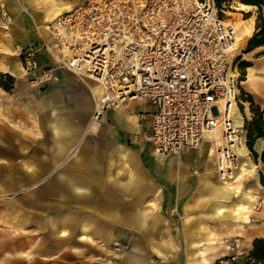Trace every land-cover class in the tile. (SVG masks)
I'll return each mask as SVG.
<instances>
[{
	"label": "rangeland",
	"instance_id": "rangeland-1",
	"mask_svg": "<svg viewBox=\"0 0 264 264\" xmlns=\"http://www.w3.org/2000/svg\"><path fill=\"white\" fill-rule=\"evenodd\" d=\"M32 1L35 3L36 10L40 12L41 18L36 20V22L32 21L33 28L31 30L21 31L16 29L17 26L15 24L18 21L15 20L13 14L4 4H0V264H117L124 252L129 250L143 252L146 250L148 243L152 251L160 254L158 245L159 243L167 244V240L142 238L141 225L132 224V229L129 226L123 227V225L119 224L105 223H101L100 234L84 233L86 236L83 239L92 245L98 244L104 250L101 256H96L87 261L78 258L77 254L82 248L76 245L66 244L62 247L51 245L55 255L52 259L32 255L31 253L23 252V250L22 252L15 251V246L28 248L29 245H34L35 242L36 246H50L49 235L42 219L48 215L66 211L76 212L77 210L76 207L56 204L55 196L51 195L53 192L44 190L45 182L54 177L52 174L40 175L25 186L19 182L15 184L13 180L14 168H17L18 172L35 168V160L24 158L26 156L25 153L28 154L29 150L36 149V136H42L44 133L42 130L43 126L46 131L45 138H51L53 128L57 123V118L54 117V114L59 105L52 107L53 116L49 117L50 111H48L49 105L46 98H41L37 101L33 95H27L26 93H39V91H43L52 85H59L61 83L60 75L63 73L73 83L86 86L91 95L92 92L94 93L92 95V112L83 120L79 119L78 135L80 138H113L115 129L112 121L103 120L107 111L103 113L99 120L92 119L96 99L95 92L100 90L95 88L94 84H88L83 77H79L69 70L56 68L54 70L57 75L56 79L43 83L41 86L32 85L29 75L23 67L21 68L20 60L15 53V46L28 45L34 42L35 44H50L48 26L47 36L42 33V29L58 14L73 7L77 2H72L66 6L61 4L62 0ZM220 7L224 10L222 13L224 18L232 23L237 28V31L238 29H244L245 31L244 39L237 43L236 49L230 54V72L233 73L234 80H236L234 88L236 99L232 107V115L234 118L238 117L239 123L242 125L240 136L245 139L242 138L245 141L246 156L251 161V165L253 163L256 165L255 169H251V166L246 167V169L250 168L251 170L247 174L241 189H249L250 195L255 199L256 204L248 217L249 219H246V223L242 227L232 226L227 222L219 223L218 218L211 217L212 215L208 217L203 213V211L210 210L211 203L218 198L209 196L206 199L205 196H202V192H199L200 190H194L195 187L199 189L198 184L201 180L199 174L193 173L195 171L194 167L200 163L201 157L194 152L161 156L163 159L172 158L178 163L173 169H170V171L174 172L173 183L175 184V190L172 191L170 189L172 193L180 195L181 204L185 203V206L177 209L175 215L178 221L174 223L175 228L173 226V229L177 234L175 246L185 254L187 260L189 259V264H201L200 259L202 257H205L209 264H220V260L225 259H231V264H242L248 258L253 240L255 238H264V147L260 151L254 148L257 138L264 137V44L247 50L248 40L256 29L259 12L257 6L245 5L241 0H221ZM39 59L42 65H55L51 54L46 49L42 50ZM14 62H17L20 66L19 75L9 72L6 68V65ZM248 66L256 68V76H253L248 83L244 84L243 80H246L249 73L247 70ZM44 107L48 113L47 119L43 123L42 120L38 119V112L40 108L43 109ZM112 108H108V111ZM91 122H97L98 124L96 127H88L85 130L86 125L91 124ZM257 128L261 130L262 135L255 137L254 130ZM29 133L32 134V141L29 138H19V135L25 136ZM214 133L220 134L219 132ZM250 138H254L251 146L248 145ZM206 147L207 144L204 145L201 153L208 151ZM152 156L153 160H157V163L160 161L154 154ZM48 162L51 163L50 160ZM108 165L114 168V172L108 177L110 182L125 180L131 185L145 184L147 182L152 185L158 181L164 183L151 175L146 181L140 171H137V161L135 165L123 166L117 160L112 159ZM51 166L54 167V164H48L49 170ZM200 170L202 171V168ZM251 178L254 179L252 180ZM167 187L169 188V186ZM204 193L209 192L206 191ZM241 194L242 190L240 193L235 192L232 196L223 198V201L224 203L232 204L240 199ZM150 199V202H144L140 206L144 215L143 218H146L147 215H155L154 212H160L156 197L153 196ZM135 204L132 206V214L129 212L130 221H133L132 215L135 213ZM14 205L16 206L14 207ZM13 210H16L17 214L31 215L32 219H34L32 226L29 224L27 226H14L10 217ZM254 212H256V225L253 221ZM197 216L208 220L207 226L211 228L207 230V233L211 234L200 243L198 241L201 238L198 236L202 231L199 229L197 222H191ZM72 217L76 221L74 223L78 224L77 218L75 219L73 215ZM22 220L26 222L28 218L22 217ZM186 220L190 221L187 222ZM66 228L69 229V226ZM254 228H256V237H253ZM220 229L226 232L223 234L217 231ZM35 236L39 237L36 241ZM165 246L166 249L171 250V245ZM2 248H5L4 252ZM238 251L242 252L238 253Z\"/></svg>",
	"mask_w": 264,
	"mask_h": 264
},
{
	"label": "built area",
	"instance_id": "built-area-1",
	"mask_svg": "<svg viewBox=\"0 0 264 264\" xmlns=\"http://www.w3.org/2000/svg\"><path fill=\"white\" fill-rule=\"evenodd\" d=\"M223 12L216 0H82L48 24L50 44L16 45L15 53L32 85L56 79V68L96 80L93 120L131 100L148 104L144 136L155 154L207 144L222 172L231 171L229 146L241 129L226 109L236 86L229 73L235 30ZM43 49L55 65L40 63ZM214 132L222 137L215 146Z\"/></svg>",
	"mask_w": 264,
	"mask_h": 264
},
{
	"label": "crops",
	"instance_id": "crops-1",
	"mask_svg": "<svg viewBox=\"0 0 264 264\" xmlns=\"http://www.w3.org/2000/svg\"><path fill=\"white\" fill-rule=\"evenodd\" d=\"M75 1L77 2L73 6L79 4L82 0H62L61 4L68 6V4ZM1 3L8 8L15 20L18 21L15 25L19 31L31 30L33 28L32 21L36 22V20L41 18V14L36 10L35 3L32 0H1ZM42 33L45 36L48 35L47 25L42 29ZM33 44L35 42L22 46L26 47ZM6 68L13 74H20V66L17 62L6 65ZM247 70L249 73L246 80H243L244 84L250 81L248 78L250 72L256 74V68L253 66H248ZM68 78L61 73V83L59 85H52L43 91H39V93H26L27 95H33L37 101L41 98H46L49 105L48 111L51 112H49V117L53 116L52 107L59 105L54 114V117L57 118V123L53 128L51 138H45L46 131L43 126L42 130L44 133L42 136H36V149L29 150L28 154L24 152L26 154L24 158L35 160V168L19 172L17 168H14L13 180L15 184L19 182L25 186L40 175L52 174L54 177L45 182L44 190L53 192L51 195L55 196L56 204L76 207L77 210L76 212L66 211L48 215L42 219L49 235L50 246H36L35 242L34 245L31 244L28 248L15 246V251L22 252L23 250V252H28L32 255L52 259L55 255L51 245L59 247L66 244L76 245L82 248L77 254L78 258L87 261L96 256H101L104 250L98 244L92 245L83 239L86 236L85 232H87L86 234L92 232L93 235L100 234L101 223L119 224L123 225V227H132V229V224H137L142 226V238L163 239L167 240V244L159 243L160 254L152 251L149 243L143 252H137L136 250L126 251L121 255L117 264H189V259L187 260L185 254L175 246L177 234L173 229V226L175 228L174 223L178 221L175 215L177 209L185 206V203L181 204L180 195L171 192V189L172 191L175 190V184L173 183L174 172L170 171V169H173L178 163L172 158L163 159L161 156L156 155L144 136V131L148 128L147 112L150 110V106L138 100H131L126 105H120L109 111L107 109L103 120H110L114 123L113 138H80L78 135L79 119L83 120L92 112V95L94 93L92 92L91 95L86 86L73 83ZM83 79L88 84H94V87L100 90L101 87L95 80L86 77H83ZM45 107L43 109L40 108L38 112V119L42 120L43 123L47 119L48 113ZM88 127L90 126L86 125L85 130ZM214 135L215 133H212L209 140L212 141V138H215ZM19 138L31 139L33 137L29 133L25 136L19 135ZM212 142L213 146L221 143H215L214 140ZM262 147H264V137H258L254 148L260 151ZM202 149H204V145L199 150H184L180 154L194 152L201 157L200 163L194 167L195 171L193 173L201 176L198 184L199 189L195 187L194 190H200L199 192H202V196L207 199L209 196H215V190L205 180L215 182L218 174L213 149L206 150V153H201ZM152 154L159 158L160 161L158 163L157 160H153ZM112 159L117 160L123 166L135 165L137 161V171H140L146 181L151 175L164 183L158 181L152 185H149L148 182L131 185L125 180L110 182L108 177L114 172V168L110 167L108 163ZM49 160L51 163L48 162ZM48 164H54V167L51 166L49 170ZM254 166L256 167L255 164ZM200 168H202V171ZM251 179L253 180L254 178ZM241 190L240 199L232 204L224 203L223 198L225 197L215 196L214 198L218 199L211 203V209L203 211V213L208 217L212 215L211 217L218 218L219 223L227 222L232 226L242 227L246 223V220L241 217L243 205L246 204L248 198L251 199L254 205L256 201L250 195L249 189L243 188ZM206 191L209 193H204ZM153 196L156 197L160 212H154L155 215H147L146 218H143L144 215L140 206L144 202H150V198ZM134 203H136V209L132 215L133 221H130L129 212H131ZM253 207L250 208L248 217ZM218 208H220L219 211L217 210ZM23 215L17 214L16 210H13L10 215L12 224L14 226H27V224L32 226L34 221L32 216ZM72 215L75 219L77 218L78 224L74 223L76 221ZM253 215V221L256 225V212ZM22 217H27L28 221L23 222ZM224 219L226 220L224 221ZM191 222H197L199 229L202 231L198 236L201 238L198 241L199 243L211 234L207 233V230L211 229L207 226L208 220L197 216ZM68 226L69 229L66 228ZM217 231L223 234L226 232L223 229ZM253 232V237H256V228H254ZM87 237L89 238V236ZM38 238L35 236V241ZM165 245H171V250L166 249ZM2 251L4 252L5 248H2ZM200 262L201 264H209L205 257H202Z\"/></svg>",
	"mask_w": 264,
	"mask_h": 264
},
{
	"label": "bare ground",
	"instance_id": "bare-ground-1",
	"mask_svg": "<svg viewBox=\"0 0 264 264\" xmlns=\"http://www.w3.org/2000/svg\"><path fill=\"white\" fill-rule=\"evenodd\" d=\"M233 27L235 30V40L232 45V52H234V50L236 49L237 43H240L244 39V33H245L244 29H238L237 31V28L234 25ZM21 68H22V64H21ZM229 73L231 76H234L233 73L230 72V70H229ZM253 76H256V74H254L253 72H250L248 78L251 80ZM82 77H86V76H82ZM235 99H236V91L232 90L231 93L226 98V109L228 110L229 117L232 121L233 128L240 127V129L242 130V125L239 123V118L238 117L234 118V116L232 115V107L235 102ZM97 124H98L97 122H91L89 126L96 127ZM220 135L221 134H215L214 135L215 138H212V141L214 140L215 143L222 142V137ZM242 138L243 137L238 135V137L234 139V143H232V145L229 146V150L232 151L234 155H236L235 157L236 162H235V165L232 166L231 171H227L226 169L223 168L224 170L222 172V168L218 167V161H216V158L214 157L216 165H217V174H218L217 180L215 182L209 181V180H205V181L214 188L215 196L227 197L232 194H235V192H239L243 186V182L245 178L247 177V174L249 173L251 169L255 167L254 164L251 165V161L246 156V149H245V144H244L245 141H243L244 138L243 139ZM220 153L222 152H218L219 156H220ZM221 163L226 164L227 161H225L223 158V161L221 162L219 159V164ZM250 166H251V169L250 168L246 169V167H250ZM253 205L254 204L251 202V199L248 198L246 201V204L243 205V211L241 212V217L244 220L248 218V212L250 211V208L253 207ZM217 210L219 211L220 208H218Z\"/></svg>",
	"mask_w": 264,
	"mask_h": 264
},
{
	"label": "trees",
	"instance_id": "trees-1",
	"mask_svg": "<svg viewBox=\"0 0 264 264\" xmlns=\"http://www.w3.org/2000/svg\"><path fill=\"white\" fill-rule=\"evenodd\" d=\"M216 1L218 6H220L221 0ZM241 2L245 5L257 6L259 12L255 32L248 40L247 50H250L253 47L264 44V0H241ZM254 131L255 137L262 135L259 128ZM254 138H250L249 146H251ZM242 264H264V238H255L253 240L252 249L249 252L248 258Z\"/></svg>",
	"mask_w": 264,
	"mask_h": 264
}]
</instances>
